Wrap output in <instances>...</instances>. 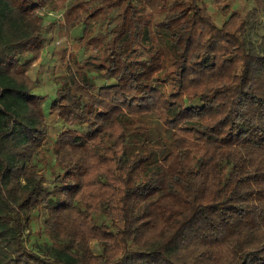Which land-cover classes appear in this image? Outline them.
Instances as JSON below:
<instances>
[{
    "label": "trees",
    "instance_id": "obj_1",
    "mask_svg": "<svg viewBox=\"0 0 264 264\" xmlns=\"http://www.w3.org/2000/svg\"><path fill=\"white\" fill-rule=\"evenodd\" d=\"M67 1L0 0V264H264V0L220 26L203 0ZM61 9L94 55L48 103L47 184L29 69Z\"/></svg>",
    "mask_w": 264,
    "mask_h": 264
},
{
    "label": "rangeland",
    "instance_id": "obj_2",
    "mask_svg": "<svg viewBox=\"0 0 264 264\" xmlns=\"http://www.w3.org/2000/svg\"><path fill=\"white\" fill-rule=\"evenodd\" d=\"M79 0H68L67 4L70 2L75 3ZM82 5L87 7V10L84 12V15L88 17L90 14L92 5L96 4V0H81ZM141 3H147L148 9L155 7L160 4L161 0H136ZM204 5L208 8L209 13L212 16L213 21L217 25H221L222 20L225 19L231 12L238 11L240 13L253 7L252 0H222L221 3H215L213 0H203ZM151 6V7H150ZM62 9L58 12L46 11L43 20V41L44 48L40 53V58L37 61L32 63V66L29 69V75L32 79L37 78L38 83L34 87V91L44 95L46 99L43 105L45 114L48 108V103H50L51 98L55 89L59 87L66 76L67 73V64L70 63L73 58L80 62V65L83 69L90 67L86 63V59L90 58V45L85 42V40L80 39L82 36L83 24L76 25L70 31H67L65 26H63L62 20ZM101 15L99 12H96L94 15V20L99 21ZM89 24L91 22L88 20ZM97 26L92 32H104V28L99 25V22H96ZM258 35L263 33V28L257 30ZM252 39L256 41L258 35L250 33ZM105 37V36H104ZM64 55V59H63ZM94 55V54H93ZM86 64V65H85ZM97 85L101 84L100 81H96ZM46 122L48 128H50L49 138L45 141V146L43 150L42 161L40 162V167L44 169L47 175L45 183H51V168L53 166V157L51 154V144L54 139L55 134L59 128V120L57 114H46ZM39 224L34 226V229L37 230ZM35 239L34 236L31 237V240ZM99 246L93 244L94 251H98Z\"/></svg>",
    "mask_w": 264,
    "mask_h": 264
}]
</instances>
